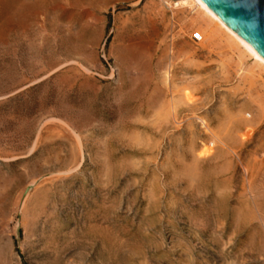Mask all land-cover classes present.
<instances>
[{"label":"rangeland","instance_id":"obj_1","mask_svg":"<svg viewBox=\"0 0 264 264\" xmlns=\"http://www.w3.org/2000/svg\"><path fill=\"white\" fill-rule=\"evenodd\" d=\"M189 16L0 0V264H264V74Z\"/></svg>","mask_w":264,"mask_h":264},{"label":"bare ground","instance_id":"obj_2","mask_svg":"<svg viewBox=\"0 0 264 264\" xmlns=\"http://www.w3.org/2000/svg\"><path fill=\"white\" fill-rule=\"evenodd\" d=\"M164 1L170 6V8H178L190 14V21L186 28H188V30L189 28L194 29L195 32L193 33V36L197 35L199 37L200 45L210 47V42L214 41L217 43L216 45L223 48L222 50L225 49L232 53L235 52L238 56L240 55L250 58L253 60L252 63L255 68L264 74V58L261 57L251 46L244 42L235 32L228 28L200 0H175L174 2H171V0ZM168 73L169 72L167 71L165 72L166 75H169ZM186 98H188V96H186ZM189 101L191 100L189 99ZM172 108L174 109L176 107L173 105Z\"/></svg>","mask_w":264,"mask_h":264},{"label":"water","instance_id":"obj_3","mask_svg":"<svg viewBox=\"0 0 264 264\" xmlns=\"http://www.w3.org/2000/svg\"><path fill=\"white\" fill-rule=\"evenodd\" d=\"M264 58V0H200Z\"/></svg>","mask_w":264,"mask_h":264}]
</instances>
